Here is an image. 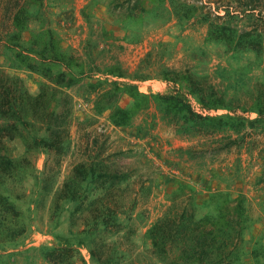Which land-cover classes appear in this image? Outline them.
Listing matches in <instances>:
<instances>
[{
    "label": "rangeland",
    "instance_id": "obj_1",
    "mask_svg": "<svg viewBox=\"0 0 264 264\" xmlns=\"http://www.w3.org/2000/svg\"><path fill=\"white\" fill-rule=\"evenodd\" d=\"M4 2L0 264H264V0Z\"/></svg>",
    "mask_w": 264,
    "mask_h": 264
},
{
    "label": "trees",
    "instance_id": "obj_2",
    "mask_svg": "<svg viewBox=\"0 0 264 264\" xmlns=\"http://www.w3.org/2000/svg\"><path fill=\"white\" fill-rule=\"evenodd\" d=\"M21 0H5L4 2V8L6 9V17L11 16L12 18H18V16L21 15L22 7H21ZM10 17V18H11ZM16 101L15 96L11 97V100H9L8 104H5L6 106H2V109L8 108L10 104H13L12 102Z\"/></svg>",
    "mask_w": 264,
    "mask_h": 264
}]
</instances>
